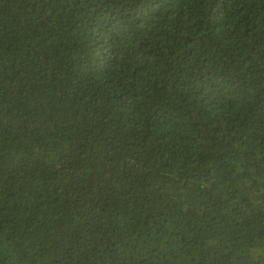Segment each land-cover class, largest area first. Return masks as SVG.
<instances>
[{
	"label": "trees",
	"instance_id": "1",
	"mask_svg": "<svg viewBox=\"0 0 264 264\" xmlns=\"http://www.w3.org/2000/svg\"><path fill=\"white\" fill-rule=\"evenodd\" d=\"M0 264H264V0H0Z\"/></svg>",
	"mask_w": 264,
	"mask_h": 264
}]
</instances>
